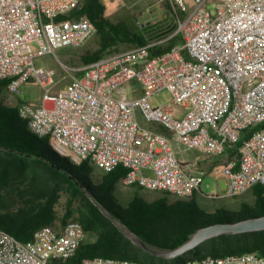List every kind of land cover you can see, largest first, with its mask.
Wrapping results in <instances>:
<instances>
[{"label":"built area","instance_id":"built-area-1","mask_svg":"<svg viewBox=\"0 0 264 264\" xmlns=\"http://www.w3.org/2000/svg\"><path fill=\"white\" fill-rule=\"evenodd\" d=\"M84 1L0 0V81H8L12 95L27 84L43 89L39 103L17 105L19 116L74 166L87 162L104 173L121 167L126 174L120 187L191 197L203 174L178 153L223 156L244 131L264 123V0H163L179 14L169 36L102 57L52 93L55 71L38 66L36 58L81 47L95 34L84 17L60 18ZM175 36L180 44L151 56L152 47ZM163 91L170 99L154 105L151 99ZM139 117L168 135L143 127ZM237 153L238 164L219 168L232 198L264 187V127ZM85 239L77 222L42 227L25 243L0 230V264L66 261ZM81 264L137 263L96 257ZM185 264H264V256L252 252Z\"/></svg>","mask_w":264,"mask_h":264},{"label":"trees","instance_id":"trees-1","mask_svg":"<svg viewBox=\"0 0 264 264\" xmlns=\"http://www.w3.org/2000/svg\"><path fill=\"white\" fill-rule=\"evenodd\" d=\"M166 9L161 20L164 24L157 27L150 22L138 28H132L127 22L115 24L106 17L102 0H85L79 8L60 18L84 17L94 24L99 43L97 49L81 57L82 65L87 66L102 57L121 52L118 50L120 45L134 48L169 36L175 30V18L179 14L174 13L167 2ZM180 43L181 39L175 36L152 47L151 56L162 54ZM7 84L8 81H0V230L25 243L42 227L60 229L69 222L79 223L86 239L71 259L53 264H81L85 259L96 257L137 264H185L207 257L252 252L264 256V231L212 238L173 260L143 252L100 213L87 194L146 244L172 250L199 228L264 215V187L252 189L253 205L242 203L248 211L240 212L219 209L210 213L198 203L197 192L187 199H172L169 194L162 193L154 200L135 193L123 201L118 190L126 170L118 167L104 173L87 162L74 166L57 156L49 139L33 135L26 121L19 116L18 107L6 103L3 93ZM263 127L264 123L244 131L240 142L231 148L232 155L238 156L240 144Z\"/></svg>","mask_w":264,"mask_h":264},{"label":"rangeland","instance_id":"rangeland-1","mask_svg":"<svg viewBox=\"0 0 264 264\" xmlns=\"http://www.w3.org/2000/svg\"><path fill=\"white\" fill-rule=\"evenodd\" d=\"M106 7V17L113 23L127 22L132 28L142 27L149 22L157 27L161 26L162 18L166 9V2L163 0H102ZM98 37L94 34L86 43L85 50H95L98 48ZM132 46L120 45L118 50L131 49ZM74 51V49H73ZM64 52V51H63ZM62 51H57L56 55H44L36 58V64L44 66L45 68H53L55 71V81L62 75L63 81H69L70 77L65 73V67L60 61H63L61 57ZM69 57V61L64 63L67 67L79 68L82 67L81 57L78 53L66 52ZM70 72V71H69ZM71 73V72H70ZM74 73V72H73ZM72 74V73H71ZM59 82L56 88H59L65 84V82ZM43 89L38 84H27L21 87L19 95L9 94L7 91L4 93L5 97H8L15 101L17 98L32 103H39ZM170 99V95L163 91L159 95L153 97L151 101L154 105H161L166 103ZM192 151L179 152L178 157L180 159L191 160L193 155ZM218 180L215 175L205 177L200 185V189L197 192V201L202 208L210 213L216 212L219 209H224L227 212H240L248 211V208L244 207L242 203L253 205L254 196L252 190L237 196L235 198L228 197L225 190H220L218 187ZM139 193L148 200H154L162 195L156 191L138 190L136 188H123L119 187L118 196L123 201H127L132 195ZM170 198L175 199V196ZM64 199L61 200L63 204Z\"/></svg>","mask_w":264,"mask_h":264},{"label":"water","instance_id":"water-1","mask_svg":"<svg viewBox=\"0 0 264 264\" xmlns=\"http://www.w3.org/2000/svg\"><path fill=\"white\" fill-rule=\"evenodd\" d=\"M56 170L58 167L52 165ZM90 202L100 211V213L109 219L117 230L128 239L133 245L143 252L157 258L173 260L184 256L203 242L222 235H239L244 233L264 231V215L251 217L236 222L216 223L197 229L192 235L180 246L172 250H161L146 244L136 233L121 224L114 216L92 195L87 194Z\"/></svg>","mask_w":264,"mask_h":264},{"label":"crops","instance_id":"crops-1","mask_svg":"<svg viewBox=\"0 0 264 264\" xmlns=\"http://www.w3.org/2000/svg\"><path fill=\"white\" fill-rule=\"evenodd\" d=\"M86 43L84 45H82L81 47H78V48H64V49L58 50V51H62V52L64 51L63 54L61 55V57H57V58H63V61H60V63L63 64V66L65 67L64 71H65V73H67L69 75L70 78L73 75L74 76H79V72H82V70L86 66H82V67H79V68H72V67L65 66L64 63L69 61V57L67 56L66 52L78 53L79 56L82 57L83 55H86L89 52L94 51V50L90 51L89 49L84 51V48L86 47ZM73 49H74V51H73ZM120 51H122V50H120ZM123 51H125V50H123ZM37 65L41 66L39 64H37ZM42 67H44V66H42ZM47 69H53V68H47ZM63 73H62V75H63ZM62 75L56 80V84L51 88V92L52 93H57L58 91L63 89L69 83L70 80L69 81H63L62 80V78H61ZM61 81L65 82V84L63 86L59 87V88H56L57 85L59 84V82H61ZM5 92H6V90L4 91V93ZM4 93H3V98L6 101V103L9 104V105L17 106L21 102H26V101H23V100H21L19 98H17L15 101H13L12 99H10L8 97H5ZM139 121H140V124L143 127H145V128H148V129L160 132L162 134L168 135V132L166 130H164L161 126L157 125V124L147 123L141 117H139ZM230 150L231 149H228L227 153L225 155H223V156L212 157V158H207V157H205L204 155H202V154H200L198 152L192 151L193 152L192 153L193 157H192L191 160H185V159H182V160H184V161H186L188 163H195L197 169L200 170V172H202V174H203L202 178L203 179L205 177L210 176V175H215V177H217V180L219 182V184H218L219 189L220 190H225L227 192V188H228V183L229 182H228V179L219 172V168L222 167V166H225L229 162H234V163L238 164L239 157L236 156V155H232ZM235 169H237V165L234 168V170Z\"/></svg>","mask_w":264,"mask_h":264}]
</instances>
